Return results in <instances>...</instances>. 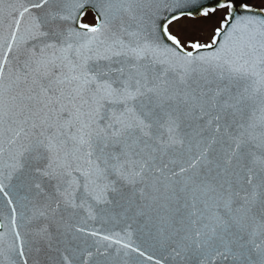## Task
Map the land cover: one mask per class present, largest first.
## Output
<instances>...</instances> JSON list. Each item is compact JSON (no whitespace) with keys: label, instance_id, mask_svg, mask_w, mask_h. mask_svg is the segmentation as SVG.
Wrapping results in <instances>:
<instances>
[{"label":"snow or ice","instance_id":"obj_1","mask_svg":"<svg viewBox=\"0 0 264 264\" xmlns=\"http://www.w3.org/2000/svg\"><path fill=\"white\" fill-rule=\"evenodd\" d=\"M0 264H264V0H0Z\"/></svg>","mask_w":264,"mask_h":264}]
</instances>
